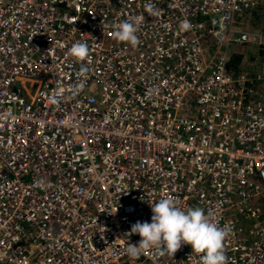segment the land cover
Masks as SVG:
<instances>
[{
  "label": "built area",
  "instance_id": "2783aa9c",
  "mask_svg": "<svg viewBox=\"0 0 264 264\" xmlns=\"http://www.w3.org/2000/svg\"><path fill=\"white\" fill-rule=\"evenodd\" d=\"M263 1L0 0V264H201L127 255L164 197L227 226L229 264H264V68L227 70ZM135 16L133 47L114 25Z\"/></svg>",
  "mask_w": 264,
  "mask_h": 264
},
{
  "label": "clouds",
  "instance_id": "9594fccd",
  "mask_svg": "<svg viewBox=\"0 0 264 264\" xmlns=\"http://www.w3.org/2000/svg\"><path fill=\"white\" fill-rule=\"evenodd\" d=\"M146 9L152 13L153 6L147 4ZM142 16L132 17L131 20L114 25L115 38L122 43L133 47L139 44L136 35ZM182 30L192 27L187 20L180 25ZM69 55L77 61L84 62L90 55L87 42L77 41L69 49ZM87 69L81 67L80 76L86 75ZM84 88L83 80L72 86V94L76 95ZM60 97L54 95L50 98L52 104H58ZM153 213L151 223L137 221L132 225L131 231L126 235L138 234L141 239L138 245L127 242L126 253L135 260L145 252L155 250L160 255L165 253L173 257L183 245L190 246L192 253L201 254V264H229L225 254V241L230 235L227 226L220 227L210 220L204 209L200 207L182 209L173 198H161L151 205Z\"/></svg>",
  "mask_w": 264,
  "mask_h": 264
},
{
  "label": "rangeland",
  "instance_id": "374dc122",
  "mask_svg": "<svg viewBox=\"0 0 264 264\" xmlns=\"http://www.w3.org/2000/svg\"><path fill=\"white\" fill-rule=\"evenodd\" d=\"M238 27L253 33L261 32L262 35L261 44L254 42L251 44H245L246 47L242 51L238 48L244 46V44L236 45L230 49L229 55H231V57L241 54L239 51L244 54V58L239 64V71L251 72V69L255 67L256 69H259L260 66L264 67V1L263 3L243 12L241 16L238 17ZM257 50H260V54L258 53L259 56Z\"/></svg>",
  "mask_w": 264,
  "mask_h": 264
},
{
  "label": "trees",
  "instance_id": "16d2710c",
  "mask_svg": "<svg viewBox=\"0 0 264 264\" xmlns=\"http://www.w3.org/2000/svg\"><path fill=\"white\" fill-rule=\"evenodd\" d=\"M239 45H242V44H239ZM246 46H241L240 48H238L240 51L244 50ZM261 49V48H260ZM260 54V50H257V54ZM258 54V56H259ZM245 55H249V54H245ZM244 58V54L243 52H241V54H238V56L234 55L233 57H230L228 62H227V70L230 72V73H233V74H236L237 72H239V64H240V61ZM261 68V66H260ZM261 70V69H260Z\"/></svg>",
  "mask_w": 264,
  "mask_h": 264
},
{
  "label": "crops",
  "instance_id": "0c3cea01",
  "mask_svg": "<svg viewBox=\"0 0 264 264\" xmlns=\"http://www.w3.org/2000/svg\"><path fill=\"white\" fill-rule=\"evenodd\" d=\"M239 53H241L240 51H239ZM262 68H264V67H261V68H259V69H256V67L255 68H253V69H251V72L254 74V73H257L260 69H262Z\"/></svg>",
  "mask_w": 264,
  "mask_h": 264
}]
</instances>
